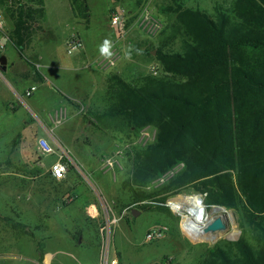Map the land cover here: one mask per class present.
<instances>
[{"label":"trees","instance_id":"obj_1","mask_svg":"<svg viewBox=\"0 0 264 264\" xmlns=\"http://www.w3.org/2000/svg\"><path fill=\"white\" fill-rule=\"evenodd\" d=\"M70 2L75 17L88 23V0ZM0 8L13 23L11 42L25 55L47 20L45 0H0ZM162 12L174 20L169 41L155 49L158 74L136 85L110 77L115 103L89 120L130 138L156 129L153 143L128 154L124 186L140 208L191 191L206 206L238 212L239 238L209 248L200 264H264V0H234L217 18L177 0ZM178 39L181 50H167ZM177 166L178 173L147 190ZM37 250L42 262L40 241Z\"/></svg>","mask_w":264,"mask_h":264},{"label":"rangeland","instance_id":"obj_2","mask_svg":"<svg viewBox=\"0 0 264 264\" xmlns=\"http://www.w3.org/2000/svg\"><path fill=\"white\" fill-rule=\"evenodd\" d=\"M114 1L120 5L111 7L108 14L109 20L113 12L125 10L129 17L125 29H135L137 33L142 34L143 41L140 44L142 46L138 43L131 45L130 58L125 62V73L122 77L129 83L140 84L147 75L153 74L151 66L158 67L155 49L162 42L169 41L170 32L167 31V27L169 28L174 19L173 16L164 14L162 10L171 7L174 0ZM177 1L183 2L188 7L207 11L214 18H217L219 8L228 11L234 2V0ZM88 2L94 21L101 19L108 5L111 4V0H88ZM56 7L59 8L58 3ZM145 8L161 24L160 30L155 34L149 33L140 25L139 18ZM0 10L6 16L1 8ZM110 24L109 33H116L115 29L118 28L112 25L111 20ZM56 31L60 34L65 32L63 28ZM181 45L178 39L173 45L167 46V50L179 51ZM143 47H145L144 50H141ZM7 51L9 58L15 54L11 45ZM5 79L6 77L0 79L1 85L7 87L11 93H15L13 101L9 103L11 108L7 105L11 114H8L10 118L6 122L9 121L17 132L0 133V216L2 220L15 219L29 228L32 233L44 232L50 226L49 233L53 236L52 240L56 239L54 235L59 231L65 230L70 245L67 247V235L64 232L61 233L63 246H59L58 252L54 253L55 264H88L82 252L83 254L96 252L97 259L90 264H99L100 229L87 215L89 207L94 204L101 206L102 216H104V208L111 213L113 219L119 220L114 229V243L124 264H200L209 248L222 243L228 237L237 239L241 235L240 218L236 210H227L230 215L223 218L227 229L210 233L209 238L196 239L192 234L184 232L182 217L180 213L172 209L170 202L175 198L186 196H200L205 199L200 193L184 191L169 197L164 203H140L148 204L147 208H140L131 190L124 186L131 171L128 154L145 148L151 143L138 144L139 136L130 138L127 133L102 131L90 124L91 114L89 113L88 119L84 120V123L86 122L84 127H75L70 133H68V130L72 129L70 126L64 130L61 129V133L56 130V134H60L62 139H65L62 141L57 138L67 149L68 154L65 159L70 164V173L64 180L54 181L50 177L49 169L58 160V155L42 154L39 151L38 140L31 134L37 131L38 136H41L42 130L31 125L26 127L27 130L25 129L23 133L24 125L32 120L30 115L36 121L41 116L38 118L28 104L26 106L20 96L22 93L17 95L15 85ZM111 85L110 82L109 86L101 83L94 91L99 98H102L100 109L94 113H103L114 105L115 92L111 90ZM62 88L72 96L77 94V91L89 89V86L71 74L63 80ZM39 95L42 98L47 97L44 89L39 92ZM26 102L28 103V100ZM0 105H3L1 101ZM50 123L52 124L51 121ZM51 144L54 146L53 142ZM118 150L122 151L119 164L114 169L106 167L105 159ZM35 168L40 169L38 173ZM181 168L182 166L175 167L162 179L147 187V190L159 187ZM51 202L49 209L44 210V205ZM157 205L166 208L159 210L156 209ZM205 207L210 219L219 214L215 212L216 207L206 205ZM162 226L168 227L169 232L162 239L147 243L148 231ZM49 233L46 231L45 235ZM22 244L30 249L26 242ZM36 255V252L26 250L24 256L32 259ZM166 257L168 260H165ZM18 264H23L22 260Z\"/></svg>","mask_w":264,"mask_h":264},{"label":"crops","instance_id":"obj_3","mask_svg":"<svg viewBox=\"0 0 264 264\" xmlns=\"http://www.w3.org/2000/svg\"><path fill=\"white\" fill-rule=\"evenodd\" d=\"M57 3L59 8L56 7ZM117 5L120 4L111 0V4L108 5L101 19L94 21L92 16L88 23H84L75 17L70 0H45L47 20L42 30L36 33L33 41L26 49L25 55H22L15 48L11 40L8 41L0 33V41L7 43V48L3 55L8 61L7 70L4 72L6 79L15 85L18 91L17 95L19 93L23 94L32 86H36L35 92L27 99L28 103L26 102L25 104L26 106L28 104L33 113L38 115V118L41 117L36 121L29 111L32 120L27 125H24L23 133H25V129L27 130L29 126H36L43 132L41 136H38L37 131H35V134L31 133L36 140L47 138L51 142H54L55 138L50 133L52 127L50 123L51 113L66 109L69 103H76L81 109L85 110V113L68 118L57 128L61 133V129L64 130L67 126H70L72 128L68 130V133H70L75 127H84L86 123H84V120L88 119V113H94L100 109L102 98H99L94 91H96V88L101 83L108 84L109 86L110 77H123L125 62L130 58L131 45L134 43L140 45L143 41L142 34L137 33L135 29H115L116 33H109L110 20L108 14L111 7ZM0 14H2L1 10ZM3 18L7 31L10 34L13 30V23L4 15ZM62 28L65 30L63 34L56 31ZM73 34H78L83 39L84 49L73 55H69L66 46ZM105 40L110 42V50H116L119 54L116 67L110 70H104L98 63V59L102 55L100 47ZM10 45L15 50V54L11 58L7 55ZM144 48L141 50H144ZM143 52L145 53V51ZM71 74L86 83L89 89H84L81 92L77 91V94L72 96L68 94L62 88V84L66 76ZM0 79L3 78L0 76ZM42 89L46 92L47 97H40L39 92ZM14 95V92L11 93L0 82V101L3 104L0 105V133L17 132V129L10 125L9 121L6 122L10 118L8 114H11V110H8L7 107L13 101ZM57 138L65 141L58 133ZM37 169L40 170L39 168H35V171ZM50 177L54 181H57L51 175ZM51 204L52 202L46 206L44 205L43 209L48 210ZM3 220L0 216V264H18L21 260L23 264H55L54 253L58 252L59 246H63L61 233L64 232L67 235L65 230L63 232L62 230L59 231L54 235L56 239L52 240L53 236L49 233L50 226L44 232L37 231L36 233L30 232L29 228H27V231L33 234L34 237H32L29 234L23 233L22 229L18 227L20 222L15 219H6L5 221L9 224ZM46 231L49 234L45 235ZM37 241L42 242L45 246V256L42 262L39 261L40 255L37 250ZM24 242L27 243V247H30V249L23 246L22 243ZM66 245L67 247L70 245L68 243V235ZM26 250L34 251L37 255L32 259H28L24 256ZM81 254L86 256L84 260L88 264L97 259L96 252L89 254H83L82 252Z\"/></svg>","mask_w":264,"mask_h":264},{"label":"built area","instance_id":"obj_4","mask_svg":"<svg viewBox=\"0 0 264 264\" xmlns=\"http://www.w3.org/2000/svg\"><path fill=\"white\" fill-rule=\"evenodd\" d=\"M113 26L117 27L119 30L125 28L129 17L125 10H119L113 12L110 17ZM140 25L144 30L151 34H155L161 28V24L158 20L154 19L151 12L145 8L139 18ZM0 33H2L5 38L10 41V34L7 31L5 20L3 15L0 14ZM7 48V43L0 41V58L4 55ZM67 53L73 55L84 49V41L78 34H73L67 42ZM110 55H101L98 59L100 67L104 70H110L116 67L119 54L116 50L111 49ZM151 71L153 74H158V69L156 66H151ZM0 76L5 78L4 72L0 67ZM36 90V86H32L27 89L23 94H21V99L24 103L30 98ZM85 113L84 109H81L75 103H69L66 109L60 110L55 113H51L50 120L53 126L50 129L51 135L55 138L54 147L51 141L47 138H40L38 140L39 151L44 155L54 156L58 155V160L49 169L50 175L57 181H62L66 179L67 175L70 173V164L66 161L65 156L68 154L65 146L58 141L56 130L60 127L68 118L75 117ZM156 129L153 127H147L141 130L139 134L138 144L146 145L148 143H153L156 139ZM128 146V145H127ZM122 158V151L118 150L114 155L107 157L104 161L105 166L114 169L116 165L119 164V160ZM59 172V175L57 174ZM101 206L99 204L91 205L87 211L88 217L98 225L100 229L101 242H100V256L99 264H124L114 243V229L117 226L119 220L113 219L111 213L103 208L104 216L101 215ZM213 219V218H212ZM169 232L168 227H155L148 231L146 241L147 243H152L156 240L162 239Z\"/></svg>","mask_w":264,"mask_h":264},{"label":"bare ground","instance_id":"obj_5","mask_svg":"<svg viewBox=\"0 0 264 264\" xmlns=\"http://www.w3.org/2000/svg\"><path fill=\"white\" fill-rule=\"evenodd\" d=\"M204 204V199L200 196L175 198L170 202L172 209L182 217L184 232L192 234L196 239L209 238L210 234L203 231V226L211 220ZM215 212H219L223 218L230 215L225 209L216 208Z\"/></svg>","mask_w":264,"mask_h":264},{"label":"water","instance_id":"obj_6","mask_svg":"<svg viewBox=\"0 0 264 264\" xmlns=\"http://www.w3.org/2000/svg\"><path fill=\"white\" fill-rule=\"evenodd\" d=\"M7 63H8L7 58L5 56H2L0 58V67L3 72L7 70ZM216 208L225 209L227 211V209L223 207H216ZM136 214L137 213L135 212V215ZM222 216L223 215L217 214L215 218L211 219L206 225L203 226V231L205 233H218L220 231L226 230L227 225L225 221L223 220ZM227 239L236 240L234 237H228Z\"/></svg>","mask_w":264,"mask_h":264},{"label":"clouds","instance_id":"obj_7","mask_svg":"<svg viewBox=\"0 0 264 264\" xmlns=\"http://www.w3.org/2000/svg\"><path fill=\"white\" fill-rule=\"evenodd\" d=\"M101 54L108 56L110 55V42L105 40L103 45L100 47Z\"/></svg>","mask_w":264,"mask_h":264},{"label":"snow or ice","instance_id":"obj_8","mask_svg":"<svg viewBox=\"0 0 264 264\" xmlns=\"http://www.w3.org/2000/svg\"><path fill=\"white\" fill-rule=\"evenodd\" d=\"M57 174L59 175V172Z\"/></svg>","mask_w":264,"mask_h":264}]
</instances>
